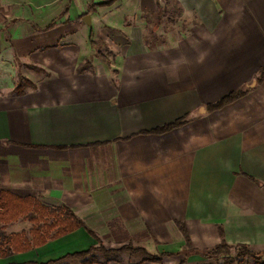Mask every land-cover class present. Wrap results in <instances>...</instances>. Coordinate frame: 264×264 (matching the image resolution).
Wrapping results in <instances>:
<instances>
[{
	"label": "crops",
	"instance_id": "0c3cea01",
	"mask_svg": "<svg viewBox=\"0 0 264 264\" xmlns=\"http://www.w3.org/2000/svg\"><path fill=\"white\" fill-rule=\"evenodd\" d=\"M262 68L264 0H0V191L64 205L98 237L0 264L98 243L160 257L106 264H209L221 237L264 254Z\"/></svg>",
	"mask_w": 264,
	"mask_h": 264
},
{
	"label": "trees",
	"instance_id": "16d2710c",
	"mask_svg": "<svg viewBox=\"0 0 264 264\" xmlns=\"http://www.w3.org/2000/svg\"><path fill=\"white\" fill-rule=\"evenodd\" d=\"M113 1L105 0V3L110 4ZM99 55L103 60L105 59L103 54ZM263 80L264 68L260 70L256 83H260ZM30 86H32L30 82L20 78L14 89V93H22L25 87ZM245 93L246 90L243 89L234 90L216 102L208 104L206 109L207 111L218 110L241 98ZM187 119L188 116L186 115L155 131L159 133L166 132L186 123ZM19 221H27L30 223V228L19 232L6 231L10 225ZM80 228H83L89 236L98 241L96 234L88 229L82 220L66 206L60 205L51 208L42 204L37 195L20 197L9 191H0V259L5 260L14 255L28 253L34 249L43 247L50 241L69 235ZM123 252L141 254L142 261H160L159 256L149 255L138 247L125 245L118 249H107L101 243H98V245L90 246L86 250L69 253L43 263H14L9 261L5 264H106L110 260H116L119 254ZM222 255V259L226 264H245V258L249 259L251 264H264V254L254 253L242 245L229 246L224 242L222 237L221 242L217 246L204 252V257L214 262H217L218 258Z\"/></svg>",
	"mask_w": 264,
	"mask_h": 264
},
{
	"label": "rangeland",
	"instance_id": "374dc122",
	"mask_svg": "<svg viewBox=\"0 0 264 264\" xmlns=\"http://www.w3.org/2000/svg\"><path fill=\"white\" fill-rule=\"evenodd\" d=\"M20 222V223H19ZM19 222H17L16 223V228H14L15 230H20V229H22L24 226H26V224H27V226H28V224H30V223H21V221H19ZM15 224V223H14ZM22 231V230H21ZM105 247V246H104ZM106 248V247H105ZM107 249H109V248H107ZM223 255L222 256H220L219 258H218V261L217 262H214L213 260H209V261H211V262H209V264H226V263H224V261H223ZM244 263L245 264H247V263H249V264H251L250 263V260L249 259H247V258H245V260H244Z\"/></svg>",
	"mask_w": 264,
	"mask_h": 264
},
{
	"label": "water",
	"instance_id": "95a60500",
	"mask_svg": "<svg viewBox=\"0 0 264 264\" xmlns=\"http://www.w3.org/2000/svg\"><path fill=\"white\" fill-rule=\"evenodd\" d=\"M83 20L89 25V23H90V22H89V16L86 15V16L84 17ZM203 111H204V110H202V112H203Z\"/></svg>",
	"mask_w": 264,
	"mask_h": 264
}]
</instances>
